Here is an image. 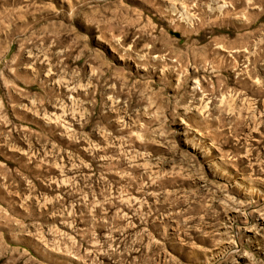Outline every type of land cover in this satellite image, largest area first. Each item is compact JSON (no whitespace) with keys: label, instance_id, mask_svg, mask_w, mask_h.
Instances as JSON below:
<instances>
[{"label":"rangeland","instance_id":"374dc122","mask_svg":"<svg viewBox=\"0 0 264 264\" xmlns=\"http://www.w3.org/2000/svg\"><path fill=\"white\" fill-rule=\"evenodd\" d=\"M0 264H264V0H0Z\"/></svg>","mask_w":264,"mask_h":264}]
</instances>
